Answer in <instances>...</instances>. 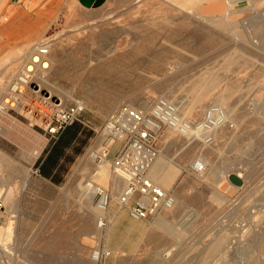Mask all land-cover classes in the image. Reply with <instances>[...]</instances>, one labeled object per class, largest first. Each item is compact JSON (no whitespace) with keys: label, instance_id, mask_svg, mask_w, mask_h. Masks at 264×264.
Wrapping results in <instances>:
<instances>
[{"label":"rangeland","instance_id":"374dc122","mask_svg":"<svg viewBox=\"0 0 264 264\" xmlns=\"http://www.w3.org/2000/svg\"><path fill=\"white\" fill-rule=\"evenodd\" d=\"M261 20L264 0H107L98 8L65 0L47 27L30 24V40L0 61V100L30 50L43 48L42 89L85 108L54 178L34 172L51 137L0 111V264H264ZM159 96L191 120L219 105L225 121L211 142L161 125L148 175L175 205L133 218L117 198L119 143L105 163L90 151L112 111H147ZM199 158L202 172L190 167ZM88 182L108 194L102 215ZM95 249L103 251L97 259Z\"/></svg>","mask_w":264,"mask_h":264},{"label":"built area","instance_id":"2783aa9c","mask_svg":"<svg viewBox=\"0 0 264 264\" xmlns=\"http://www.w3.org/2000/svg\"><path fill=\"white\" fill-rule=\"evenodd\" d=\"M47 60L43 48L32 51L31 56L28 53L7 84L0 100V111L16 112L29 125L55 137L66 125L82 121L85 106L80 99L64 103L59 96L42 89L39 79L48 66L44 65ZM224 121L225 111L216 104L207 106L201 118L194 120L183 117L176 105L162 96L157 97L147 111L122 105L112 111L97 130L102 140L97 142L99 146L90 154L102 160L112 144L119 143L111 162L123 172L126 182L119 191L118 199L128 206L133 218H144L174 204V197L148 175L158 154L156 139L161 125H167L181 135L200 133L202 141L211 142L212 130ZM190 167L202 172L205 164L196 159ZM34 172H38L37 167ZM98 192L100 196L104 194L103 206H106L108 194L103 188ZM98 225H105L103 217L98 219ZM94 252L96 259L103 253L98 249Z\"/></svg>","mask_w":264,"mask_h":264},{"label":"crops","instance_id":"0c3cea01","mask_svg":"<svg viewBox=\"0 0 264 264\" xmlns=\"http://www.w3.org/2000/svg\"><path fill=\"white\" fill-rule=\"evenodd\" d=\"M64 1L0 0V61L8 57L12 47H17L20 43L23 44L30 40V24L41 22V28L47 27L50 18ZM6 87L7 85L5 89ZM40 148L41 145L35 150L33 158L38 155Z\"/></svg>","mask_w":264,"mask_h":264},{"label":"trees","instance_id":"16d2710c","mask_svg":"<svg viewBox=\"0 0 264 264\" xmlns=\"http://www.w3.org/2000/svg\"><path fill=\"white\" fill-rule=\"evenodd\" d=\"M79 127L78 121H75L63 127L55 137L50 138L36 163L41 174L51 178L56 177L61 167L60 159L67 157L66 148L78 138Z\"/></svg>","mask_w":264,"mask_h":264},{"label":"bare ground","instance_id":"6f19581e","mask_svg":"<svg viewBox=\"0 0 264 264\" xmlns=\"http://www.w3.org/2000/svg\"><path fill=\"white\" fill-rule=\"evenodd\" d=\"M106 1L107 0H94L93 1V7H95V8H98V7H101L102 5H104L105 3H106ZM261 23H264V22H262V20L260 21ZM264 25V24H263ZM32 55V50H30V56ZM44 65H48L49 66V63H48V61H46V62H44ZM48 68V67H47ZM39 81H40V84H41V86H42V84H43V86H44V82L46 81V77L45 76H42V77H40V79H39ZM45 90V89H44ZM61 99H62V97L61 96H59ZM63 100V99H62ZM175 104V103H174ZM176 105V104H175ZM177 108H178V106H177ZM179 109V108H178ZM216 129H218V128H215L214 129V131L216 130ZM214 131H213V134H214ZM158 156V155H157ZM157 159H158V157H156ZM156 158H155V160H156ZM106 159L107 158H104V159H102L101 160V162H103V163H105L106 162ZM155 160H154V162H155ZM159 160V159H158ZM199 160L200 161H202L204 164L206 163L205 162V160L203 159V158H199ZM154 162L151 164V166H150V168H149V170H148V174H149V171H150V169H151V167L153 166V165H155L154 164ZM159 163V162H158ZM161 163V162H160ZM162 163H163V161H162ZM156 167V166H155ZM116 171H117V174H116V183H117V185L118 186H123L124 184H125V177H124V174H123V172L120 170V169H115ZM122 175H123V177H122ZM115 180V179H114ZM124 182V183H123ZM85 187H87V190L89 191V192H91V193H89V199L92 197V195H94L96 192H98V191H100V189H102L101 188V186H99V185H92L91 183H87V184H85ZM121 189V188H120ZM118 194H119V192H118ZM117 198H118V195H117ZM103 199H104V194H102L101 196H100V198H99V200L94 204V207H95V209H96V211L97 212H99L101 215L102 214H104L106 211H107V207H108V205H110V199L108 200V202H107V205L106 206H103ZM176 201V200H175ZM175 201H174V204L173 205H175ZM172 205V206H173ZM170 208V207H169ZM92 258L93 259H96V253L94 252L93 253V255H92Z\"/></svg>","mask_w":264,"mask_h":264},{"label":"water","instance_id":"95a60500","mask_svg":"<svg viewBox=\"0 0 264 264\" xmlns=\"http://www.w3.org/2000/svg\"><path fill=\"white\" fill-rule=\"evenodd\" d=\"M93 1L94 0H79V2L86 7H93ZM228 178L234 184L240 185L243 182L242 177L233 171L228 173Z\"/></svg>","mask_w":264,"mask_h":264}]
</instances>
